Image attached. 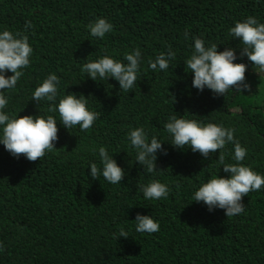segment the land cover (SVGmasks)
<instances>
[{
	"label": "trees",
	"instance_id": "obj_1",
	"mask_svg": "<svg viewBox=\"0 0 264 264\" xmlns=\"http://www.w3.org/2000/svg\"><path fill=\"white\" fill-rule=\"evenodd\" d=\"M254 15L264 21V5L255 0H0V28L23 32L26 22L33 48L30 66L15 89L8 110L38 114L31 93L50 72L65 90L90 97L100 113L91 129L70 130L58 122L56 148L29 161L13 157L0 145V264H264V188L242 198L245 211L227 217L192 202L195 188L212 174L228 175L218 166L219 149L203 158L190 148L164 142L158 153L160 172L169 195L146 201L137 183L153 177L135 163L128 131L144 126L150 135L168 140L164 124L172 114H185L235 129L247 149L245 164L264 174V73L256 72L247 57L245 78L250 90L216 96L191 87L184 59L191 54V36L236 47L228 29L236 20ZM98 16L113 23L103 39L89 35L86 25ZM185 32L189 34L185 38ZM227 42V43H226ZM140 48L145 63L134 89L120 91L114 79L88 78L80 68L85 58L104 51L117 54ZM168 48L176 59L168 71L153 72L147 61ZM11 75V73H8ZM49 105L41 102V113ZM178 112V113H176ZM56 115L58 119V114ZM106 146L126 169L121 184L88 177L93 149ZM232 144L223 150L231 163ZM137 213L159 220L153 234L137 233ZM121 226L127 238H113Z\"/></svg>",
	"mask_w": 264,
	"mask_h": 264
},
{
	"label": "clouds",
	"instance_id": "obj_2",
	"mask_svg": "<svg viewBox=\"0 0 264 264\" xmlns=\"http://www.w3.org/2000/svg\"><path fill=\"white\" fill-rule=\"evenodd\" d=\"M264 5V0H255ZM31 22H26L23 32H13L8 28H0V145L13 157L23 156L29 161L43 158L46 152L56 148L58 139V122L70 130L78 126L80 132L91 129L99 118L90 97L84 94L69 92L61 94V78L55 73H48L37 84L31 93V101L36 103L38 114L20 115L8 110L7 93L16 88L24 75V69L31 63L33 48L29 40L28 29ZM88 33L96 39H103L113 30V23L104 16H98L87 25ZM185 38L189 34L185 32ZM231 39H236V47L227 46L219 49L221 43L207 41L202 35L191 36V54L183 61L185 72L192 75L191 87L203 92L210 90L214 95H226L250 90L251 85L245 78L248 64L240 60L247 57L256 72L264 73V21L254 15L236 20L228 29ZM227 43V42H226ZM176 52L168 48L159 52L147 61V67L153 72H167L176 59ZM85 58L80 71L88 78L102 82L114 79L118 82L119 92L134 89L145 63L142 50L134 48L124 53L123 58L117 54L104 51L96 58ZM8 73H11L9 75ZM41 102L49 105L45 113H41ZM58 114V119L56 115ZM178 113V112H176ZM170 139L161 140L157 135H150L144 126L131 128L126 134L130 147L135 150V163L143 167V172L153 178L147 183H137V191L142 193L146 201H159L169 195L167 183L154 178L161 169L157 166L158 153L167 154L164 142H169L176 149L190 148L208 159L210 153L219 149L218 166L228 175L212 174L202 181L192 193V202L203 203L208 210L222 209L225 215L235 217L245 211L242 198L249 192H257L264 188V174L255 170L251 164H245L246 147L235 138V129L225 127L222 123L205 121L185 114H172L164 124ZM232 144L233 162L226 163L223 150ZM96 161L89 162L88 177L92 180L103 178L111 185L121 184L126 169L118 163L114 154L106 146L94 148ZM135 223L131 226L137 233L153 234L159 230V220L152 214L137 213ZM130 228L121 226L114 239L127 238ZM4 244L0 242V252Z\"/></svg>",
	"mask_w": 264,
	"mask_h": 264
}]
</instances>
